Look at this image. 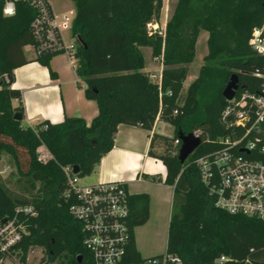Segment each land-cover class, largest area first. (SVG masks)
<instances>
[{
    "label": "trees",
    "instance_id": "trees-1",
    "mask_svg": "<svg viewBox=\"0 0 264 264\" xmlns=\"http://www.w3.org/2000/svg\"><path fill=\"white\" fill-rule=\"evenodd\" d=\"M68 1L75 7L71 27L76 41L75 72L86 86L85 98L95 102L98 110L89 126L73 117L33 126L13 119L15 113L23 114L21 104L12 106V101H21V92L11 89L14 71L27 63L23 48L37 49L32 32L37 13L19 2L15 15L5 17L0 0V153L14 159L18 174L31 188L39 185L37 195L28 202L12 196L0 182V224L11 219L18 207L32 206L36 212L20 219L26 234L0 259L15 254L20 264H26L31 248H40L46 254L40 264H53L61 256L66 258L64 264H87L80 224L70 216V201L64 197L67 185L61 168L77 166L78 176L90 174L112 150L120 125L151 132L158 120L174 130L172 137L153 133L147 152L162 163L164 184L173 188L165 252L179 257L182 264H216L220 256L232 259L225 264H264V221L216 209L194 164L218 148L215 139L221 134L218 119L227 103L222 97L225 86L204 107V121L190 131L200 129L209 140L202 139L183 164L171 154L178 131L189 133L183 129L210 77L220 85L236 74L240 87L247 90L261 82L251 74L264 72V57L252 52L249 40L252 29L264 21V0H178L164 35L154 37L147 35L146 26L159 17L161 0ZM201 32L208 34L204 58L208 64L200 68L184 95L187 70L175 67L192 62ZM140 48L151 49V56L161 59L160 88L144 72ZM61 54L36 51L35 61L49 69L50 60ZM49 73L55 77L50 69ZM41 145L52 157L46 163L36 158ZM128 202L132 235L149 218V198L133 195ZM128 253L129 262L140 260L133 235Z\"/></svg>",
    "mask_w": 264,
    "mask_h": 264
},
{
    "label": "built area",
    "instance_id": "built-area-1",
    "mask_svg": "<svg viewBox=\"0 0 264 264\" xmlns=\"http://www.w3.org/2000/svg\"><path fill=\"white\" fill-rule=\"evenodd\" d=\"M31 5L36 10L32 32L37 41L36 51L74 50L70 64H76L74 46L68 47L62 40L63 30L72 27L75 12L55 14L48 0H3L2 13L12 17L16 4ZM250 48L258 57H264V21L251 31ZM161 60V59H160ZM161 70L150 74V79L161 87ZM261 82L252 90L237 91L227 101L218 123L221 134L216 137L218 148L194 160L200 183L212 198L214 207L233 216H244L264 221V72L251 74ZM186 134V133H184ZM188 134V133H187ZM192 136L209 140L200 130L191 132ZM181 142H173L172 155L177 156ZM37 161L48 162L52 157L45 146L36 149ZM43 161V162H42ZM67 185L65 200L70 201L69 214L80 224L83 247L87 252V264H182L179 257L166 252L129 262L131 231L129 194L121 181L80 185L78 174L73 167H62ZM32 206L18 207L11 219L0 224V255L7 254L21 242L25 229L22 217L35 216ZM3 260L0 259V262ZM232 261L220 256L216 264Z\"/></svg>",
    "mask_w": 264,
    "mask_h": 264
},
{
    "label": "crops",
    "instance_id": "crops-1",
    "mask_svg": "<svg viewBox=\"0 0 264 264\" xmlns=\"http://www.w3.org/2000/svg\"><path fill=\"white\" fill-rule=\"evenodd\" d=\"M50 6L57 14L51 4ZM73 11L75 12V7ZM61 36L66 45L64 33ZM26 48H29L34 54L32 57L26 55ZM23 54L27 63L14 71L15 82L11 86V89L21 92V101H12V106L16 107L21 104L23 108L22 123L27 126H33L42 121L57 124L63 121L65 117H73L83 119L89 126L97 116L98 110L95 102L85 98L86 86L76 75V72L72 71L71 67L73 68L74 65L70 64L72 72L68 75L67 69L69 70V68L67 66L60 67L55 62L62 54L53 57L50 60L49 69L55 74V77H51L49 69L35 61L36 53L31 47L23 48ZM159 123L165 124L156 120L151 132L120 125L115 135L112 150L101 159L94 171L100 183L121 181L124 183L129 196L147 195L149 198V217L152 202H159L160 200L154 198L153 193L147 189L145 192L130 193L129 185L142 183L149 178L152 179V182H156L157 178L160 177L161 186L169 189L166 192V199L161 202H170V219L173 188L164 184L166 172L162 163L147 156L152 134L157 133L165 136L160 131L158 132ZM2 263L4 264V261Z\"/></svg>",
    "mask_w": 264,
    "mask_h": 264
},
{
    "label": "rangeland",
    "instance_id": "rangeland-1",
    "mask_svg": "<svg viewBox=\"0 0 264 264\" xmlns=\"http://www.w3.org/2000/svg\"><path fill=\"white\" fill-rule=\"evenodd\" d=\"M55 12L59 14V17L63 14L72 13L74 5L68 0H48ZM162 8L159 17L153 19L151 23L146 26V32L149 37L163 36L166 23L170 20L174 13L178 0H161ZM66 37L67 46H74L75 39L71 35V27L63 30ZM208 34L201 32L197 38L195 44V57L190 63L177 65L175 68H184L187 70V80L184 83L183 94H186L187 87L197 78L199 75L200 68L208 64L204 58L207 55L206 41ZM141 53L145 59V73L157 74L161 67V61L151 56V49L140 48ZM26 55L32 57L34 54L29 48L25 49ZM74 50L65 52L56 59V64L60 67H68L67 74L69 75L72 71H75V66L72 68L70 62L73 56ZM71 56V57H70ZM210 66V64H209ZM72 71H71V69ZM227 81L223 80L219 85L215 78H209L203 85L197 99V105L193 115L189 117V121L185 124L184 131L191 133V129L197 127L204 121V107L210 102L212 97L217 95L222 87L226 86ZM27 126V125H26ZM158 132L160 131L165 136L172 137L174 132L170 126L159 123ZM200 130V129H198ZM37 158V153H36ZM43 162V161H42ZM152 179H146L142 183H134L129 185V192H145L147 189L151 191L154 198L160 200L159 202H152L151 214L147 222L142 225L135 227L133 230V236L135 246L142 258H150L161 255L166 251L167 236H168V224H169V213H170V202H161L167 197L166 187H162L160 183V177L157 178L156 182H152ZM0 182L9 190L12 196L24 199L30 202L37 195L39 185L36 184L35 188H31L30 183L24 177H21L16 169L14 159L7 153H0ZM78 182L80 185H95L100 183L98 177L93 171L90 174L78 176ZM26 232V231H25ZM11 259L3 260L4 264H20L19 259L15 254H12ZM42 259H46L45 252L40 248H31L27 257V264H40ZM66 258L61 256L53 264H64ZM0 264H3L0 262Z\"/></svg>",
    "mask_w": 264,
    "mask_h": 264
},
{
    "label": "water",
    "instance_id": "water-1",
    "mask_svg": "<svg viewBox=\"0 0 264 264\" xmlns=\"http://www.w3.org/2000/svg\"><path fill=\"white\" fill-rule=\"evenodd\" d=\"M78 43L80 45H83L80 40H78ZM2 85H3V81L0 78V88L2 87ZM239 90L243 91L245 90V87H240L238 76L236 74H232L225 88L222 91V97L226 102L230 101L234 97L235 93ZM13 119L15 121L22 122L23 115L20 113H15ZM177 139H179L181 142L177 159L180 162V164H183L189 158V156L200 146L201 141L199 139L194 138L191 133L183 134L180 131H178L177 133ZM73 173L74 174L79 173V168L77 166L73 167ZM4 222L5 220H2L1 224H3ZM80 259L81 258H78V262H80Z\"/></svg>",
    "mask_w": 264,
    "mask_h": 264
}]
</instances>
